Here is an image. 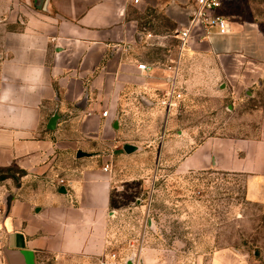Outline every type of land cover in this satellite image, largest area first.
<instances>
[{
    "label": "crops",
    "instance_id": "crops-1",
    "mask_svg": "<svg viewBox=\"0 0 264 264\" xmlns=\"http://www.w3.org/2000/svg\"><path fill=\"white\" fill-rule=\"evenodd\" d=\"M227 2L216 13L230 23V32L220 35L217 28L197 25L185 48L188 55L213 58L215 73L233 80L232 94L237 95L264 68V29L226 7ZM139 4L167 12L175 5L190 10L195 0ZM137 5L130 0H0V69L12 57L10 34L28 29L46 42L48 70L47 89L33 102L34 122L27 128L0 126V264L106 255L114 174L112 154L105 150L120 148L114 125L121 129L130 116L128 92L150 95V81L167 86L164 77L154 78L156 65L144 63L154 66L147 78L137 68L143 34L129 14ZM164 66L160 76L168 74ZM244 67L248 73L239 81ZM180 70L179 64V78ZM55 114L59 119L49 130ZM78 151L92 156L77 158ZM226 153L223 142L206 141L178 170L206 171L219 159L217 166L227 168ZM160 255L148 253L142 263L162 264Z\"/></svg>",
    "mask_w": 264,
    "mask_h": 264
},
{
    "label": "rangeland",
    "instance_id": "rangeland-1",
    "mask_svg": "<svg viewBox=\"0 0 264 264\" xmlns=\"http://www.w3.org/2000/svg\"><path fill=\"white\" fill-rule=\"evenodd\" d=\"M224 1L264 29V0ZM168 10L139 4L129 14L143 34L140 62L159 68L154 78L165 76L162 65L180 64V107L167 117L157 104L162 81H150V95L128 92L131 117L115 130L120 148L105 150L114 174L107 253L63 262L43 256L42 264H143L155 250L162 264H264V68L232 94L234 81L215 73L213 58L181 51L189 9ZM210 140L224 143L230 165L215 159L209 170L181 173L180 162ZM125 144L140 150L126 154Z\"/></svg>",
    "mask_w": 264,
    "mask_h": 264
},
{
    "label": "clouds",
    "instance_id": "clouds-1",
    "mask_svg": "<svg viewBox=\"0 0 264 264\" xmlns=\"http://www.w3.org/2000/svg\"><path fill=\"white\" fill-rule=\"evenodd\" d=\"M12 57L0 69V126L27 128L35 120L33 102L48 86L46 42L34 31L11 33Z\"/></svg>",
    "mask_w": 264,
    "mask_h": 264
},
{
    "label": "built area",
    "instance_id": "built-area-1",
    "mask_svg": "<svg viewBox=\"0 0 264 264\" xmlns=\"http://www.w3.org/2000/svg\"><path fill=\"white\" fill-rule=\"evenodd\" d=\"M133 4H139L140 0H130ZM223 5V0H195V6L189 10L185 24L182 26L179 35L181 51L187 46L191 33L197 25H202L204 28H217L220 35H226L230 32V23L221 15L217 14ZM138 70L145 73L147 78L154 70V66L141 63L138 65ZM164 70L168 72L163 80L167 85L162 91L159 99V105L165 108L167 117L172 110H177L183 100L181 90L177 88L179 75V63L171 62L164 66ZM108 112L105 111L103 116L106 117ZM108 166L105 170H108Z\"/></svg>",
    "mask_w": 264,
    "mask_h": 264
},
{
    "label": "water",
    "instance_id": "water-1",
    "mask_svg": "<svg viewBox=\"0 0 264 264\" xmlns=\"http://www.w3.org/2000/svg\"><path fill=\"white\" fill-rule=\"evenodd\" d=\"M58 119H59L58 114H55L50 119L49 125H48V129L49 130L55 129ZM118 127H119L118 123L116 122L115 125H114V128L118 129ZM123 150L125 151L126 154L130 155V154H133V153L139 151L140 148L135 146V145H132V144H125L124 147H123ZM87 156H92V154H88V153H85V152H82V151H78V153H77V158H84V157H87ZM19 258H21V260H25L26 261V256H24V255H19Z\"/></svg>",
    "mask_w": 264,
    "mask_h": 264
}]
</instances>
